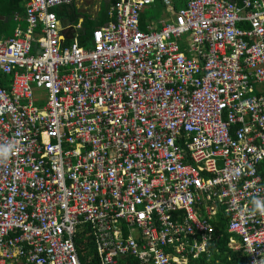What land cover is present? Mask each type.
Here are the masks:
<instances>
[{
    "label": "built area",
    "instance_id": "built-area-1",
    "mask_svg": "<svg viewBox=\"0 0 264 264\" xmlns=\"http://www.w3.org/2000/svg\"><path fill=\"white\" fill-rule=\"evenodd\" d=\"M73 1L27 0L0 38V264H82L79 234L99 264H191L213 205L264 264V0H188L148 31L154 0H115L91 48L53 10Z\"/></svg>",
    "mask_w": 264,
    "mask_h": 264
},
{
    "label": "trees",
    "instance_id": "trees-1",
    "mask_svg": "<svg viewBox=\"0 0 264 264\" xmlns=\"http://www.w3.org/2000/svg\"><path fill=\"white\" fill-rule=\"evenodd\" d=\"M24 1L26 0H0L1 14L12 18L17 12L22 13L25 10ZM53 10L58 17L74 23H77L80 17L83 18L82 28L79 30V43L86 48L92 47L91 35L94 29L101 26L103 22H100L101 17L107 19L106 11H102L98 17H93L91 14L80 11L75 4V0L69 4L56 6ZM0 23L5 24L4 21H0ZM143 27L144 25H142ZM4 28H0V34L4 31ZM213 223L218 238L209 246L210 257L204 254L198 259H192L191 264H244L245 255L241 251H233L227 246L230 234L225 229L224 215H220ZM76 243L82 264H99L94 258L89 259L95 252V248L89 238L84 240L79 234L76 237Z\"/></svg>",
    "mask_w": 264,
    "mask_h": 264
},
{
    "label": "crops",
    "instance_id": "crops-1",
    "mask_svg": "<svg viewBox=\"0 0 264 264\" xmlns=\"http://www.w3.org/2000/svg\"><path fill=\"white\" fill-rule=\"evenodd\" d=\"M115 0H91L92 5L94 3V10H92V6L90 3H84V0H75V4L76 6L80 9V11L91 14L93 17H98V15L103 11H106V16L107 19H105L104 17H101V21H103L101 23V26L107 22L108 20L114 18L115 16H111L109 9L112 6V4L114 3ZM188 0H154V2H152L151 4L145 6L142 11H141V17H140V27L142 30L144 31H148L151 28L153 29H159L164 22H173L174 21V17H175V13L178 9L183 8L186 4H187ZM27 0L24 1V9H25V4H26ZM180 3L181 6L179 8H177L176 4ZM89 7V8H88ZM158 8L157 10H161L162 11V17L158 18V19H154L152 17H148L146 14V11L148 8ZM142 15H143V19H142ZM62 21H64L63 18ZM104 19V20H103ZM0 21H4L5 24L0 23V28H4V31L0 34V38L1 37H8V36H12L14 33V30L17 26H22L25 27L26 26V20H25V10L20 13L17 12L12 18L11 17H6L5 15L1 14L0 12ZM14 22L15 26L13 28H11V33L8 34V30L10 28V23ZM73 24H78L83 22V18L80 17L77 23H74L72 21H70ZM142 25H144V27L142 28ZM182 39V41H180ZM189 40L187 38H179V44H182L183 46V51L185 49H189ZM181 46V45H180ZM187 47V48H186ZM182 48V47H181Z\"/></svg>",
    "mask_w": 264,
    "mask_h": 264
},
{
    "label": "rangeland",
    "instance_id": "rangeland-1",
    "mask_svg": "<svg viewBox=\"0 0 264 264\" xmlns=\"http://www.w3.org/2000/svg\"><path fill=\"white\" fill-rule=\"evenodd\" d=\"M84 3H90L91 6H92V10H94V8H93L94 3H93V5H92L91 0H84ZM176 6H177V8H179V7L181 6V4H180V3H177ZM88 8H89V7H88ZM157 9H158V8H152V7H151V8H148L147 11H146L147 16H148V17H152V18H154V19L161 18V17H162V11H161V10H157ZM14 26H15V23H14V22H11V23H10V28H9V30H8V34L11 33V28H13ZM180 41H182V39H181ZM180 45H181V47H182V49H183L182 44H180ZM186 48H187V47H186ZM184 51H185V53H186L187 55H190V52H189V49H188V48L185 49ZM235 238H236V236H235Z\"/></svg>",
    "mask_w": 264,
    "mask_h": 264
},
{
    "label": "clouds",
    "instance_id": "clouds-1",
    "mask_svg": "<svg viewBox=\"0 0 264 264\" xmlns=\"http://www.w3.org/2000/svg\"><path fill=\"white\" fill-rule=\"evenodd\" d=\"M251 203L253 204L252 211L254 213L259 211L262 215H264V199L254 198Z\"/></svg>",
    "mask_w": 264,
    "mask_h": 264
},
{
    "label": "bare ground",
    "instance_id": "bare-ground-1",
    "mask_svg": "<svg viewBox=\"0 0 264 264\" xmlns=\"http://www.w3.org/2000/svg\"><path fill=\"white\" fill-rule=\"evenodd\" d=\"M213 214L210 216V219L212 221V223L218 218L220 217V215L223 214V206H220V205H213ZM214 225V223H213ZM215 227V225H214Z\"/></svg>",
    "mask_w": 264,
    "mask_h": 264
},
{
    "label": "water",
    "instance_id": "water-1",
    "mask_svg": "<svg viewBox=\"0 0 264 264\" xmlns=\"http://www.w3.org/2000/svg\"><path fill=\"white\" fill-rule=\"evenodd\" d=\"M65 25H68L70 24V21L68 20H64L63 22ZM62 33L64 35V37L66 39H71L73 37V32H72V27L71 26H68V27H65L63 30H62Z\"/></svg>",
    "mask_w": 264,
    "mask_h": 264
}]
</instances>
